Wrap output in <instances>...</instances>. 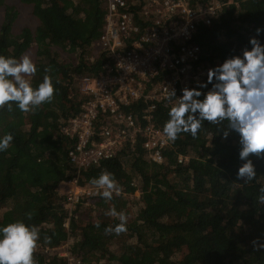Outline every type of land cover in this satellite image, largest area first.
<instances>
[{
	"label": "trees",
	"instance_id": "obj_1",
	"mask_svg": "<svg viewBox=\"0 0 264 264\" xmlns=\"http://www.w3.org/2000/svg\"><path fill=\"white\" fill-rule=\"evenodd\" d=\"M19 1L32 6L36 25L16 31L19 11L0 0L4 10L0 55L19 58L31 53L37 67L29 77L33 86L49 75L54 95L50 102L27 112L15 105L11 110L0 108V136H13L10 147L0 152V224L23 220L38 227L36 264H68L66 258L47 253L46 247L57 248L72 240L74 244L67 249L80 264H103V260L109 264H264L260 247L264 244V203L259 200L264 157L250 154L256 178L247 183L237 180L242 163L238 136L230 132L223 138L226 121H205L195 138L180 134L164 151L163 164L150 159L140 140L128 142L116 157L87 169L78 171L70 164L72 142L62 126L86 100L80 80L98 75L110 60L99 45L105 26L104 0ZM129 1L139 19L143 0ZM207 2L190 0V6H207ZM218 2L211 23H199L194 38L200 48L194 73H206L202 83L209 68L250 47L248 40L256 36V28H264V0ZM258 39L264 43V32ZM189 80L194 81L193 74ZM185 87L193 86L187 83ZM170 106L158 104L153 113L161 131ZM128 111L139 118L142 107L137 104ZM179 156L187 161L179 163ZM104 171L112 173L123 193L113 194L110 201L100 196L87 200V205L82 201L70 216L61 186L73 179L82 186H94L90 181ZM137 191L139 197H135ZM110 208L126 214V231L105 232L119 223L118 217L106 214ZM83 209L95 212L86 224L78 215Z\"/></svg>",
	"mask_w": 264,
	"mask_h": 264
},
{
	"label": "built area",
	"instance_id": "obj_2",
	"mask_svg": "<svg viewBox=\"0 0 264 264\" xmlns=\"http://www.w3.org/2000/svg\"><path fill=\"white\" fill-rule=\"evenodd\" d=\"M129 2L104 0L105 26L99 45L107 50L110 60L98 75L80 80V92L86 100L62 126L63 134L72 142L68 160L78 171L116 157L128 142L137 140L154 163L165 162L164 151L170 141L155 125L153 113L158 104L168 107L174 102L166 99L170 89L179 97L182 86L191 82V74L197 78L194 64L200 48L194 38L198 24L209 25L220 7L218 0H208L207 6L196 8L190 6V0H143L137 19ZM137 104L142 107L139 118L128 111ZM184 161L187 158L179 156L178 162ZM74 185L76 190H69ZM66 186L70 216L76 204L84 201L87 205V200L100 196L96 186L78 189V179ZM119 189L118 194L123 193ZM67 248L69 243L46 247V252L66 258L68 264H80Z\"/></svg>",
	"mask_w": 264,
	"mask_h": 264
},
{
	"label": "clouds",
	"instance_id": "obj_3",
	"mask_svg": "<svg viewBox=\"0 0 264 264\" xmlns=\"http://www.w3.org/2000/svg\"><path fill=\"white\" fill-rule=\"evenodd\" d=\"M255 31L256 36L248 40L250 47L207 70L206 82L199 83L198 87L182 88L179 97L175 89L169 90L166 99L174 102L162 126V134L174 142L183 133L195 138L205 121H226L227 131H222V136L226 139L230 132L238 136V159L242 163L236 177L243 183L253 181L257 175L250 154L264 157V43L258 39L264 28L257 27ZM36 72L37 67L27 54L19 58L0 55V108L11 110L15 105L21 112H27L50 102L54 95L51 77L44 75L33 86L29 77ZM208 85L211 87L207 91L200 90ZM12 140L11 133L0 136V152L6 151ZM90 183L105 201L112 200L113 193L120 191L112 173L107 171ZM259 191V200L264 203V186ZM106 214L119 219V223L105 228L106 233L127 230V216L123 211L110 208ZM38 240L39 230L35 225L23 220L0 224V264H36L33 253ZM252 243L255 246L257 241ZM260 247L264 248V244Z\"/></svg>",
	"mask_w": 264,
	"mask_h": 264
},
{
	"label": "rangeland",
	"instance_id": "obj_4",
	"mask_svg": "<svg viewBox=\"0 0 264 264\" xmlns=\"http://www.w3.org/2000/svg\"><path fill=\"white\" fill-rule=\"evenodd\" d=\"M7 4H9L10 6H15L16 9L19 11V17L17 19L16 28H15L16 31L23 28L24 26H29V27L33 28L36 25V18L32 15V6L24 5L19 0H7ZM3 17H4V10L0 9V27H1ZM27 55H29L31 57V53H28ZM200 73H201V71L196 72L195 75H197V78L194 80V85L192 84L193 87H195L196 85L198 86V84L202 83V80H204V76L206 73L203 71H202L203 75ZM189 83H192V82H189ZM78 185H79L78 189L95 188L93 186H82L80 184H78ZM67 188H69V187L66 186V188H65V184H64V186H61L60 190L65 193ZM72 189L76 190V186L75 185L70 186L69 190H72ZM139 195H140L139 191L135 192V197H139ZM75 209H76V207H75ZM78 215L80 217L81 223L86 224L90 220V219H88V216H90V218L92 217L94 219L95 212L94 211L91 212V211H87V210L83 209L82 211L80 210V213ZM82 219H84V220H82ZM74 242H75V240L74 241L72 240V242L70 241L69 242L70 246H72L74 244ZM109 263L110 262L108 260H103V264H109Z\"/></svg>",
	"mask_w": 264,
	"mask_h": 264
}]
</instances>
